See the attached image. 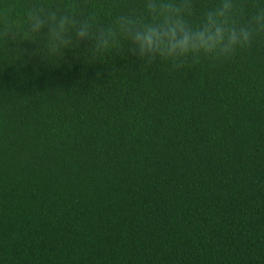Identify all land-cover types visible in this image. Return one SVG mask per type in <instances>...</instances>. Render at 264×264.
<instances>
[{
    "label": "trees",
    "instance_id": "16d2710c",
    "mask_svg": "<svg viewBox=\"0 0 264 264\" xmlns=\"http://www.w3.org/2000/svg\"><path fill=\"white\" fill-rule=\"evenodd\" d=\"M18 2L108 27L145 0ZM43 42L0 39V264H264V34L179 68Z\"/></svg>",
    "mask_w": 264,
    "mask_h": 264
},
{
    "label": "clouds",
    "instance_id": "9594fccd",
    "mask_svg": "<svg viewBox=\"0 0 264 264\" xmlns=\"http://www.w3.org/2000/svg\"><path fill=\"white\" fill-rule=\"evenodd\" d=\"M193 12V0H145L142 15L123 13L111 26L101 27L95 16L79 18L74 5L62 11L33 3L21 14L18 0H0V39L15 42L23 30L43 37L49 56L89 41L93 55L127 52L145 65L166 60L179 68L189 61L230 59L264 34V6L257 7L245 23L240 22L237 0H220L197 24L191 20Z\"/></svg>",
    "mask_w": 264,
    "mask_h": 264
}]
</instances>
